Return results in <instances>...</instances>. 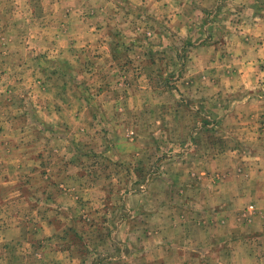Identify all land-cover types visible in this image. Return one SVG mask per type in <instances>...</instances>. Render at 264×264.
Segmentation results:
<instances>
[{
  "label": "rangeland",
  "instance_id": "374dc122",
  "mask_svg": "<svg viewBox=\"0 0 264 264\" xmlns=\"http://www.w3.org/2000/svg\"><path fill=\"white\" fill-rule=\"evenodd\" d=\"M263 39L264 0H0V264H138L123 220L233 264L264 219V125L235 107L264 104Z\"/></svg>",
  "mask_w": 264,
  "mask_h": 264
},
{
  "label": "crops",
  "instance_id": "0c3cea01",
  "mask_svg": "<svg viewBox=\"0 0 264 264\" xmlns=\"http://www.w3.org/2000/svg\"><path fill=\"white\" fill-rule=\"evenodd\" d=\"M254 24L256 26L259 25L257 21L254 22ZM261 45L264 46V39H263V43L259 44V46ZM259 52L260 50L257 51V54ZM256 64L257 63L253 59L246 57L245 53L241 55L240 66L243 75L242 77L245 78L246 81L249 78L250 82L252 83L255 82L254 78L256 77L257 74H259ZM252 83H249L248 85H252ZM243 97L244 98H240L235 105L236 111L238 112L237 114L238 125L247 122L252 123L253 121H255L257 125L258 124L264 125V104L259 103L258 101L256 102L251 101L250 100L251 96L249 97L243 96ZM258 120L260 122H258ZM243 132L241 135L242 137H244ZM254 134L256 137L263 136L264 129L261 130L259 129L258 133L255 132ZM243 186H239L238 189L241 190ZM255 186H259V184L255 182ZM167 204L169 206H173L174 203L173 204L167 203ZM233 204L230 201H226L222 205L225 206V209L223 208L224 210H220L215 213H212L214 212V210H212L210 215L207 217V221H211L213 225H216V222H218V224L226 225V222H229L230 220L229 218H227L226 215L231 214V213H227V210ZM136 217H139V215H136ZM201 218L202 217L200 213H198L197 216L194 217L193 222L195 223V225H198V222H200L198 220ZM223 218H225V221ZM165 220L167 219L165 218ZM256 221L257 223H256L255 233H252L253 235H249V239L251 237L250 242L245 243V245L243 246L241 245L243 240L241 241L242 238L240 237L238 231H235V229H233V231H231V233L229 234V237L233 238V243H231L232 247H229L231 255L232 256L235 255L233 256V260H234L233 264H262V260L264 259V248L260 244L259 240L262 237H264V219L260 217ZM183 222L185 223L186 220L183 219L180 220L179 218L173 219L172 220L173 225H171V227H177L175 225L177 224L178 228L180 229L183 225L182 224ZM142 230L143 233H141L142 235L140 237L139 231L135 230L134 228L131 229L129 228V223L127 220H123L120 224V229L118 230L117 233L118 236L121 237V240H125L127 236H133L136 233L139 234L136 235L137 244L139 245L137 255L136 253H134L133 257L129 259L130 260L129 262L135 261L138 264H218V263H214L213 261H210V258L207 256L208 251L205 252V249L203 247H196L192 245L188 246L184 243L186 238L190 237V235L186 231H184L183 235L181 236L182 240H178V241L176 240L178 235L180 234L179 232H177V235H173V237H171V235L169 236L168 233H166V235L168 236L167 239L165 237V232L163 230L162 224H159L158 229L155 230L154 234L156 239H154L153 247L151 248L148 246V243L150 241L147 239V236L144 232L145 230L144 229ZM127 245H129V242L127 243ZM217 252L220 256L225 251L224 249L219 248ZM128 256H130V253H128ZM246 256L248 257L249 261H246L245 259Z\"/></svg>",
  "mask_w": 264,
  "mask_h": 264
}]
</instances>
